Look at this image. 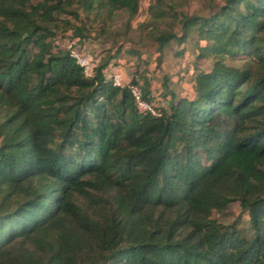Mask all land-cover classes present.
Masks as SVG:
<instances>
[{"label": "trees", "instance_id": "obj_1", "mask_svg": "<svg viewBox=\"0 0 264 264\" xmlns=\"http://www.w3.org/2000/svg\"><path fill=\"white\" fill-rule=\"evenodd\" d=\"M139 6L0 0V264H264V0H223L181 15L180 35L150 34L161 52L195 33V58L213 59L164 106L132 78L158 115L105 75L112 55L85 75L57 42L109 38ZM232 202L241 228L213 216Z\"/></svg>", "mask_w": 264, "mask_h": 264}, {"label": "rangeland", "instance_id": "obj_2", "mask_svg": "<svg viewBox=\"0 0 264 264\" xmlns=\"http://www.w3.org/2000/svg\"><path fill=\"white\" fill-rule=\"evenodd\" d=\"M163 3L160 6L164 9V15L162 18L152 19L153 13L157 11L155 7L156 0H140V6L138 13L129 21L128 15L125 12H119L114 20V24L111 27V37L97 36L96 30L88 31L83 39L77 41L84 51H90L96 53L94 59L96 62H101L102 59L106 58L108 55H112V59H116L118 54L124 56H133L135 51L140 52V54L134 60V66H139L144 72L149 71L150 64L156 62V68H158L157 76H152L154 79V91L159 92V84L164 80L163 77L166 75L169 82L174 84L183 85L185 82L190 83V79L185 80L188 76L196 71L197 68H208L213 63L212 58L207 59H197V50L200 41L205 43L204 40H199L195 33L190 34L184 41L178 43L176 40H171L165 48L161 51H157V44L152 40L150 34L154 35L163 30H172L177 35L181 34V25L179 20L181 15L193 16V15H207L210 12L211 5H219L223 0H162ZM177 3L173 11L176 12L177 18L172 19V12L168 9V5L172 3ZM88 28H90V23H87ZM61 42L65 38H70L71 31L66 33H58ZM194 35V36H192ZM192 36V39H190ZM59 41V42H60ZM60 42V47H62ZM183 43V44H182ZM184 53H188L187 60L186 57H182ZM157 54H160L161 62H157ZM110 58V60H112ZM175 59L183 62L182 64L175 61ZM109 60V61H110ZM192 60V61H191ZM225 63L229 65L241 66L243 61L238 59L225 58ZM191 62V63H190ZM181 65L182 68H178ZM196 65V66H194ZM126 69V73L131 75ZM176 70V73L171 71ZM156 71V72H157ZM155 72V70H154ZM181 72V73H180ZM190 72V73H189ZM180 73V74H179ZM145 75V74H144ZM148 78V76H145ZM142 80V79H141ZM185 83V84H186ZM164 92L158 93V95H163ZM213 213L214 217H217L219 221L224 224L234 223L237 227H242L245 225V219L247 215L242 213L239 203L232 202L226 208V210L220 214Z\"/></svg>", "mask_w": 264, "mask_h": 264}, {"label": "crops", "instance_id": "obj_3", "mask_svg": "<svg viewBox=\"0 0 264 264\" xmlns=\"http://www.w3.org/2000/svg\"><path fill=\"white\" fill-rule=\"evenodd\" d=\"M192 36H194V35H192ZM192 36H190V39H192ZM203 44L204 43H202L200 41L199 46H201ZM196 50H197V53H198V49H196ZM86 52L90 56H92L93 58L96 55V53L93 52L92 50H90V51H87L86 50ZM135 53L136 54L133 55V56H124L122 54H118V56L116 57V59H112L113 58L112 57L111 58L112 60H110L108 62L107 66H106V68L104 70L105 75L107 77H110L113 74H118V75L121 76L124 84L129 83L132 80L133 77H135L139 81V83H142L144 81V79H146L149 82V84H150V93H151L152 99L155 101V104L160 105V106H164V105L167 104V101L170 98L169 90L174 93V95H175L176 98L177 97L186 96V95H190L192 93V84L194 83L193 80H192L193 79V75L198 70H207L209 68V67L208 68H197L196 67V71L191 75V77L188 76L187 78H185V80L190 79V81H189L190 83L187 84L185 82L186 84L184 83L181 86L178 85V84H174V86H172V83L169 82L170 80L168 79V77L166 75H164V77H167V79H168V83H167L168 90H164V88L162 87V82H161V84H159V88L160 89H159V92H158V93L164 92L163 95L161 96V95H158V93L154 91V86H155L154 84L155 83H154V79H153L152 76H154V75L157 76L158 75V72H159V71H157L158 68H156V62L154 64H150V68H149V71L150 72H148V71L144 72V70L140 69L139 66L138 67L137 66H134V63H135L134 60L137 58V56L140 54V52L135 51ZM183 54L184 55L182 57H186L185 59L187 60L188 53H184L183 52ZM157 55H159V54H157ZM141 57H142V55L140 54V58ZM175 61L178 62V63H180V64L183 63V62L179 61L178 59L177 60L175 59ZM194 66H196V65H194ZM127 68H129L128 69V72L130 71L129 73L131 75H129L128 73H126V69ZM178 68H182V66L181 65H178ZM154 70H155V72H154ZM171 72L172 73H176L177 71L176 70H173ZM145 76H148V78H145Z\"/></svg>", "mask_w": 264, "mask_h": 264}, {"label": "built area", "instance_id": "obj_4", "mask_svg": "<svg viewBox=\"0 0 264 264\" xmlns=\"http://www.w3.org/2000/svg\"><path fill=\"white\" fill-rule=\"evenodd\" d=\"M58 40L57 42L60 44ZM77 39H70V38H65L62 42L61 45L63 48H66L72 59L74 58L76 63L83 69V72L85 75H92L93 69L96 67L97 63L96 60L90 56L87 52L84 51L83 48H81L77 43ZM112 79L113 84L118 85V86H128L130 89V92L135 100V104L138 109L141 111H147L150 112L153 115H158L159 111L155 108V106L151 103H148L144 98H143V93L140 87V84L138 85H130L128 83L124 84L122 78L118 74H113L110 76Z\"/></svg>", "mask_w": 264, "mask_h": 264}]
</instances>
